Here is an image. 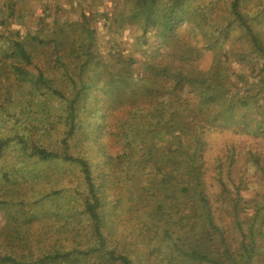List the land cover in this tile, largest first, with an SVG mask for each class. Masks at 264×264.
I'll return each instance as SVG.
<instances>
[{
	"label": "trees",
	"instance_id": "obj_1",
	"mask_svg": "<svg viewBox=\"0 0 264 264\" xmlns=\"http://www.w3.org/2000/svg\"><path fill=\"white\" fill-rule=\"evenodd\" d=\"M203 1L130 0L128 25L141 35L113 39L108 59L93 44L97 13L83 12L89 40L73 50V95L38 76L66 101L62 147L35 145L32 156L79 166L86 218L66 240L0 253V264H264V149H249L242 168L236 146H226L211 168L215 193L205 157L214 127L252 129L246 111L259 113L253 132L264 135V0ZM206 52L220 58L204 62ZM77 140L92 143L101 166L78 152ZM221 203L230 221L219 220ZM120 214L135 232L118 231Z\"/></svg>",
	"mask_w": 264,
	"mask_h": 264
},
{
	"label": "rangeland",
	"instance_id": "obj_2",
	"mask_svg": "<svg viewBox=\"0 0 264 264\" xmlns=\"http://www.w3.org/2000/svg\"><path fill=\"white\" fill-rule=\"evenodd\" d=\"M202 2L191 0L190 5L200 6ZM130 4V0H0V253L44 251L66 240L65 233L77 221L85 220L80 211L86 190L79 166L62 159L43 161L32 156L35 145L61 149L60 138L66 128V101L53 95L38 76L42 73L66 98L72 96L75 87L70 78L74 77L77 58L73 50L78 52L89 40L83 29V12L88 16L97 13L89 25L94 29L93 44L99 45L101 58L108 59L111 57L105 47L113 39L129 43L139 34L135 25H128ZM118 10L121 17L115 19L113 13ZM106 13L111 15L106 17ZM18 42L30 61L23 59ZM213 58L220 56L206 52L203 61ZM110 66L114 71L119 67L115 62ZM245 114L252 120V129H240L232 123L207 133V184L213 181L215 158L226 146H236L238 167L244 166L249 149L263 151L264 135L253 132L260 115L256 110ZM135 118L133 113L127 131L133 129ZM89 143L77 140L74 144L78 152L89 154L92 162L101 166V157ZM104 170L111 174L108 168ZM212 184L209 188L215 193L219 187ZM223 205L217 211L219 220L230 221ZM120 217L123 222H119V232L136 231L130 219L126 220L124 214Z\"/></svg>",
	"mask_w": 264,
	"mask_h": 264
}]
</instances>
